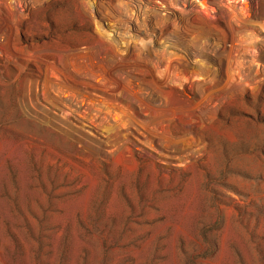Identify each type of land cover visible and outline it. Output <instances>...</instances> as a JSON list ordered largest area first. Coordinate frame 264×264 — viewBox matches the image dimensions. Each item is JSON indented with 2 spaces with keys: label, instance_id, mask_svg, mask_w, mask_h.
Wrapping results in <instances>:
<instances>
[{
  "label": "rangeland",
  "instance_id": "obj_1",
  "mask_svg": "<svg viewBox=\"0 0 264 264\" xmlns=\"http://www.w3.org/2000/svg\"><path fill=\"white\" fill-rule=\"evenodd\" d=\"M0 264H264V0H0Z\"/></svg>",
  "mask_w": 264,
  "mask_h": 264
}]
</instances>
